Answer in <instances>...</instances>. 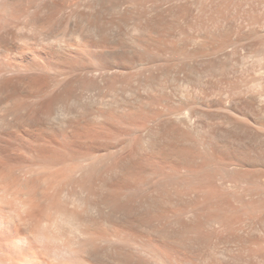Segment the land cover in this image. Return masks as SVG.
Returning a JSON list of instances; mask_svg holds the SVG:
<instances>
[{"label": "bare ground", "instance_id": "obj_1", "mask_svg": "<svg viewBox=\"0 0 264 264\" xmlns=\"http://www.w3.org/2000/svg\"><path fill=\"white\" fill-rule=\"evenodd\" d=\"M126 1L0 0V264H192L209 240L180 207L181 177L162 173L160 140L152 158L118 159L85 104Z\"/></svg>", "mask_w": 264, "mask_h": 264}, {"label": "rangeland", "instance_id": "obj_2", "mask_svg": "<svg viewBox=\"0 0 264 264\" xmlns=\"http://www.w3.org/2000/svg\"><path fill=\"white\" fill-rule=\"evenodd\" d=\"M129 10L99 50L85 104L116 131L118 159L152 158L160 140L162 173L181 177L180 207L210 235L187 252L192 264H264V0H127Z\"/></svg>", "mask_w": 264, "mask_h": 264}]
</instances>
